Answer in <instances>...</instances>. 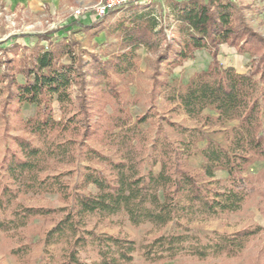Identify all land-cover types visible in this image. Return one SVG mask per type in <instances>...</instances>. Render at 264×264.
I'll use <instances>...</instances> for the list:
<instances>
[{
  "label": "trees",
  "instance_id": "obj_1",
  "mask_svg": "<svg viewBox=\"0 0 264 264\" xmlns=\"http://www.w3.org/2000/svg\"><path fill=\"white\" fill-rule=\"evenodd\" d=\"M167 1V25L152 7L132 6L112 22L107 20L116 9L86 24L73 21L32 34L36 41L30 46L16 39L8 45L7 39L0 41V113L5 126L0 233L13 235L36 218L53 216L42 243L60 246V254L55 260L49 252L46 264H131L137 251L148 264L180 257L239 260L251 241L264 235V226L257 224L233 233L199 235L182 222L236 213L255 199L264 217V170L250 172L254 161H264V35L248 24L242 7L233 0ZM72 26L77 30L68 33ZM166 27L172 29L170 39ZM100 32L106 42L97 52L86 49L77 36L86 33L94 38ZM222 44L249 58L247 71L221 64ZM140 46L156 52L150 101L154 104L165 96L191 118L209 109L216 115L206 119L236 120L224 143L172 122L167 123L186 134L185 141L170 140L161 128L148 139L140 128L148 114L133 120L128 110L127 77L138 68ZM201 49L210 57L206 67L193 73L185 85L172 86L168 76L173 68ZM54 101L61 112L58 120L53 117ZM23 104H34L35 113L13 120L20 133L9 135L11 114L18 116ZM202 140L206 143L198 149ZM93 143L108 147L112 154ZM194 153L202 157L195 173L185 165ZM218 170L226 172L225 179L215 178ZM73 174L75 180L69 184L64 177ZM89 185L95 186V193L87 190ZM28 193L57 194L64 205L19 203V196ZM118 214L134 227L147 223L163 228L173 223L174 231L138 245L87 226L91 216L103 219ZM87 249L94 253L90 262L80 258ZM31 251L29 243L10 249L23 264ZM263 258L264 243L246 263L263 264Z\"/></svg>",
  "mask_w": 264,
  "mask_h": 264
},
{
  "label": "rangeland",
  "instance_id": "obj_2",
  "mask_svg": "<svg viewBox=\"0 0 264 264\" xmlns=\"http://www.w3.org/2000/svg\"><path fill=\"white\" fill-rule=\"evenodd\" d=\"M100 1L101 0H49L48 3H43L42 0H34L36 4H33L30 0H0V41L7 39L5 45H8L13 39H16V42L22 46H30L32 42L36 41L34 37H31L32 34L55 29L57 27L68 26L73 21L89 23L92 19L97 18L93 8L94 5ZM233 1L242 7L243 14L248 24L264 35V0ZM129 5L117 8V13L113 17H110L107 22H112L116 18L128 14L132 6H146L149 9L152 7L154 10L153 13L156 14L159 20L164 24L167 25L169 23L167 0H151L149 3L140 1L137 5ZM77 8L83 9V13L79 16L74 13V10ZM73 30H77V27L72 26L67 28L68 33L73 32ZM165 32L168 39H170L172 37V29L166 27ZM77 36L80 38L83 46L89 51L97 52L104 50L106 42L104 32H100L94 38H89L86 33H80ZM136 54L138 55V68L127 77L129 80L127 83V94L129 98L128 110L133 120L136 116L145 113L148 114L145 123L140 125V128L148 139L151 140L154 138L161 128V130L166 132L170 140L178 143L181 140L185 141L187 139L186 134L178 133L177 130L170 127L167 123L172 122L186 128L201 130L213 140L224 143L226 133L237 124V121L232 120L219 123L212 119H206L207 116L213 117L216 115L215 112L209 109H205L201 116L191 118L178 108L175 103H170L165 100V96H159L153 104L150 101V88L156 52L155 50H148L140 46L136 49ZM218 59L223 66H232L238 72H245L250 66V60L246 55L238 54L234 48L229 47L227 44H222V47L220 46ZM209 60L210 57L205 49L196 51L193 59H187L181 65L173 68L168 76L170 84L172 86H178L180 84L185 85L193 73L206 67ZM164 68L165 65L163 63L161 69L164 70ZM17 79L21 81L22 77L18 76ZM52 106L54 119H60L61 112L58 103L54 101ZM106 108L108 112L111 111L110 105ZM35 109L36 106L34 104H23L18 116L11 114L8 134L15 135L20 133L17 129V124L13 120L28 118L35 113ZM4 134L5 126L0 113V160L5 144ZM205 143L204 140L199 141L197 143V148H202ZM92 145L102 150L103 153L112 154V151H110L108 147H103L99 143H93ZM201 163L202 157L198 153L188 156L185 161L186 167L194 173L199 171ZM80 164L83 165L85 163L82 162ZM62 169L63 168L59 170ZM158 170L159 164H156L154 171L157 172ZM261 170H264L263 160H256L250 166L251 173H256ZM226 176L227 174L225 171L218 170L215 172L216 179H225ZM64 179L69 184H72L75 180V174L66 175ZM87 190L91 193L96 192L94 185H89ZM255 200L249 202L246 207L236 213L218 217H194L191 219H182V222L187 224L193 233L199 235H204L212 231L233 233L244 227L254 226L256 224L264 226V217ZM18 202L26 206L41 207H61L64 205L57 194L51 193L39 195L28 193L19 196ZM52 217H49V220L36 218L32 220L26 228L14 232L13 235H4L0 233V264H23L16 260L10 253V249L16 247L20 243L31 244L32 251L24 258L23 262H25V264H46L50 262V253L55 260L59 259L60 246L45 247L42 243L45 230L52 224ZM87 226L88 228H94L96 232L99 233H108L130 238L138 245L150 241L160 233L174 231L173 223H169L163 228H156L147 223L134 227L129 224L122 214L103 219L91 216L87 220ZM263 243L264 235L254 238L249 244L245 256L239 260L211 257L205 261H196L189 257H180L172 261H165L158 264H247L246 258L255 255ZM80 258L85 262H90L94 259V253L91 249L81 251ZM262 261L264 264V258ZM131 264L148 263L142 259L139 251H137L134 253V259Z\"/></svg>",
  "mask_w": 264,
  "mask_h": 264
},
{
  "label": "built area",
  "instance_id": "obj_3",
  "mask_svg": "<svg viewBox=\"0 0 264 264\" xmlns=\"http://www.w3.org/2000/svg\"><path fill=\"white\" fill-rule=\"evenodd\" d=\"M140 1L149 3L151 0H101L94 5V13L96 17H102L106 12L115 10L120 7L127 6L132 3H138ZM74 13L79 16L83 13V9L77 8Z\"/></svg>",
  "mask_w": 264,
  "mask_h": 264
},
{
  "label": "crops",
  "instance_id": "obj_4",
  "mask_svg": "<svg viewBox=\"0 0 264 264\" xmlns=\"http://www.w3.org/2000/svg\"><path fill=\"white\" fill-rule=\"evenodd\" d=\"M17 1H23V0H17ZM31 1V3H33V4H36L35 2H34V0H30ZM48 1L49 0H42V2L43 3H48ZM58 1V0H57ZM85 24L87 23V22H84ZM221 47H222V45H221Z\"/></svg>",
  "mask_w": 264,
  "mask_h": 264
}]
</instances>
